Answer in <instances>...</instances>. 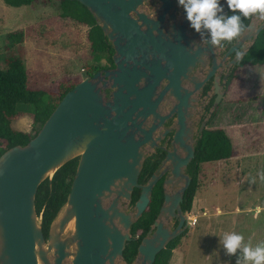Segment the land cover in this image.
I'll return each instance as SVG.
<instances>
[{
	"label": "water",
	"instance_id": "obj_1",
	"mask_svg": "<svg viewBox=\"0 0 264 264\" xmlns=\"http://www.w3.org/2000/svg\"><path fill=\"white\" fill-rule=\"evenodd\" d=\"M83 4L112 44L115 67L85 78L68 92L38 134L0 157V264H119L131 230L148 209L157 183L164 202L134 264L157 255L188 228L181 204L191 184L185 170L207 120L197 131L198 109L213 80L216 109L229 74L241 62L264 21L227 48H213L206 30L195 32L178 0H72ZM228 16L226 0H221ZM237 52V53H236ZM209 97V96H208ZM213 112L210 113V115ZM173 121L171 127L166 124ZM173 133L161 167L146 184L139 178L149 151ZM79 158L64 212L45 238L36 209L40 185ZM135 189L141 194L127 211ZM179 213L176 229L170 223ZM74 223V230L66 235Z\"/></svg>",
	"mask_w": 264,
	"mask_h": 264
},
{
	"label": "rangeland",
	"instance_id": "obj_2",
	"mask_svg": "<svg viewBox=\"0 0 264 264\" xmlns=\"http://www.w3.org/2000/svg\"><path fill=\"white\" fill-rule=\"evenodd\" d=\"M156 6L157 0H151L147 10L153 12ZM16 31L31 33L21 46L26 68L45 72L55 88L56 82L67 76L87 78L85 65L93 57L87 37L89 28L61 18L59 0H43L20 8L7 6L0 0L2 69L6 68L11 52L16 54L18 51V48L6 49L7 35ZM254 70L260 73H248V80L245 76L250 92L244 90L243 81L234 80L225 89L229 93L222 101L223 105L216 108L219 111L213 107L207 109L211 100H201L204 107L198 109L195 122L208 120L206 129L211 130L224 126L233 137L237 157L201 166L200 188L188 212L191 218L188 232L180 240L169 264H236L237 257L225 255L219 243L225 232L241 233L254 244L264 240V181L258 176L264 171V67ZM231 72L225 71V74ZM18 110L22 116L12 122L13 129L35 134L39 125H33L34 108L19 105ZM210 112L216 113L211 117ZM149 152V156L153 154ZM123 207L129 212L134 211L132 206ZM257 207L261 209L258 214ZM73 230L74 226L68 228L66 235Z\"/></svg>",
	"mask_w": 264,
	"mask_h": 264
},
{
	"label": "trees",
	"instance_id": "obj_3",
	"mask_svg": "<svg viewBox=\"0 0 264 264\" xmlns=\"http://www.w3.org/2000/svg\"><path fill=\"white\" fill-rule=\"evenodd\" d=\"M7 6L20 8L33 6L43 0H3ZM60 17L70 19L75 23L89 28L87 37L91 44L92 60L85 65L87 77H92L96 73L115 67L113 55L115 54L112 44L105 36L102 28L98 25L91 12L83 4L72 0H59ZM233 13L228 10V15ZM252 17L245 19V25L249 26ZM31 36L30 31H16L9 33L6 37V49L13 51L18 48L17 53L11 52V56L6 60V68H0V157L9 149L15 146H25L41 130L44 123L65 97L76 85L84 80L83 77L67 76L56 82L57 87L49 82V77L42 70L35 72L27 69L24 64L21 46L25 40ZM240 37V36H239ZM238 37V38H239ZM238 38L232 42H223L224 46L231 47ZM264 66V30L259 34L256 42L233 69L226 84V88L236 79L238 70L247 67ZM207 86L206 91L210 89ZM225 88V89H226ZM225 91L223 101L228 95ZM211 102V107L214 106ZM224 102H221V104ZM19 105H29L34 108L33 125H39L35 134L14 130L12 122L19 119L22 114L18 110ZM223 105V104H222ZM221 105V106H222ZM219 109H216V112ZM215 112V113H216ZM213 113L212 116L215 115ZM237 156V151L233 140L223 129H205L195 148V158L189 168L193 178L192 184L185 193L182 208L185 212L192 209L194 198L200 188L197 167L214 162L227 161ZM79 158H76L62 168H60L52 178L44 181L37 192L36 209L41 226L48 238L50 227L56 220L62 209L66 206L70 194L74 177L78 168ZM159 165V160L149 157L144 164V168L139 178L140 184H146L155 173ZM141 194L140 189H135L131 206L134 207ZM164 201L162 182L153 191L152 199L148 209L141 219L135 223L131 230L132 240L127 243L124 251L126 264H134L138 256V247L141 241L148 235L151 227L156 221ZM187 232L172 241L166 249L161 251L154 264H169L180 240Z\"/></svg>",
	"mask_w": 264,
	"mask_h": 264
},
{
	"label": "clouds",
	"instance_id": "obj_4",
	"mask_svg": "<svg viewBox=\"0 0 264 264\" xmlns=\"http://www.w3.org/2000/svg\"><path fill=\"white\" fill-rule=\"evenodd\" d=\"M232 15L225 16L221 0H178L185 13L190 27L197 33L206 30L210 36L209 43L213 48H222V42H232L247 31L244 20L253 16L264 20V0H226ZM264 181V171L258 173ZM255 182V178H253ZM256 208V213L260 212ZM225 255L236 256V264H264V240L253 243L241 233L225 232L219 241Z\"/></svg>",
	"mask_w": 264,
	"mask_h": 264
},
{
	"label": "flooded vegetation",
	"instance_id": "obj_5",
	"mask_svg": "<svg viewBox=\"0 0 264 264\" xmlns=\"http://www.w3.org/2000/svg\"><path fill=\"white\" fill-rule=\"evenodd\" d=\"M223 43V42H222ZM235 44V43H234ZM223 48H227L226 50H228L229 48L227 47V46H223ZM237 53V52H236ZM223 75H226L225 74V72H224V74ZM230 75V74H229ZM229 78V77H228ZM211 86L210 87V89L208 90V91H206V88H207V86ZM213 85H214V83H213V80L211 81V82H209L207 85H206V87H205V92H204V94H203V96H202V98L201 99H205V101L206 100H211L210 101V103L208 104V106H206L207 107V109L209 110L210 108H211V102L213 101V99H215V96L214 97H212V95H213V92H212V87H213ZM226 88V87H225ZM209 96V97H208ZM207 102V101H206ZM206 107H205V110H206ZM211 113V112H210ZM212 115H213V113L211 114V117H212ZM203 121L202 120H200V122H198L197 123V128H196V130L198 131L199 130V128H200V126H201V123H202ZM172 124H173V121H169L167 124H166V128H169V127H171L172 126ZM208 125H209V121L207 120V126H206V128L208 127ZM205 128V129H206ZM172 136H173V133H169L164 139H163V141L160 143V145H161V149H156L155 151H152L153 152V154H151L149 157H154V160H159V165H158V167H157V169L155 170V172L161 167V165H162V163H163V161L165 160V158H166V156H167V153L164 151V150H162V149H164V147H166V149L168 150L169 148H170V146H171V142H172ZM194 160V159H193ZM193 162V161H192ZM192 162L189 164V166H188V168L185 170V174L186 175H188L190 178H191V184H192V180H193V178H192V176H191V173H190V170H189V168H190V166H191V164H192ZM200 168H201V166L200 167H197V174L199 175V177H200V173H201V170H200ZM169 174H166L158 183H157V185L160 183V182H162V188H163V183H164V181H165V179H166V177L168 176ZM190 184V185H191ZM156 185V186H157ZM163 192H164V189H163ZM185 197V196H184ZM164 202V201H163ZM184 202V201H183ZM183 204V203H182ZM182 204H181V209H182V213L184 214V215H187V218H188V227H189V224H190V221H189V216H188V212H185L184 210H183V208H182ZM131 206V205H130ZM133 210H134V207H133ZM179 216V213L177 212V217H175L174 219H173V221L171 222V224H172V226H171V228L174 230V229H176L177 227H178V225H179V220H180V217H178ZM188 229V228H187ZM185 232H188V230H186ZM184 232V233H185ZM183 233V234H184ZM183 235H181L180 237H182ZM179 238V237H178ZM177 239V238H176ZM174 241V240H173Z\"/></svg>",
	"mask_w": 264,
	"mask_h": 264
},
{
	"label": "crops",
	"instance_id": "obj_6",
	"mask_svg": "<svg viewBox=\"0 0 264 264\" xmlns=\"http://www.w3.org/2000/svg\"><path fill=\"white\" fill-rule=\"evenodd\" d=\"M262 67H264V66H256V67H247V68H243V69H240V70H238V72L236 73V79H235V81H243L244 82V84H245V87H244V90H248L249 92H250V86H248V84H247V74L248 73H250V72H252V71H254V72H256L257 74H259L260 72H257V71H255L254 69H257V68H262ZM245 76H246V79L247 80H245ZM249 83V82H248ZM261 88H259V90H260ZM263 128V127H262ZM219 129H223V130H225L226 131V133L229 135V137L233 140V137L229 134V132L227 131V129L223 126V127H220ZM28 132H30V131H28ZM262 133H264V132H262ZM237 157V156H236Z\"/></svg>",
	"mask_w": 264,
	"mask_h": 264
},
{
	"label": "bare ground",
	"instance_id": "obj_7",
	"mask_svg": "<svg viewBox=\"0 0 264 264\" xmlns=\"http://www.w3.org/2000/svg\"><path fill=\"white\" fill-rule=\"evenodd\" d=\"M73 224H74V223H71V225H70V227H69V228L73 227Z\"/></svg>",
	"mask_w": 264,
	"mask_h": 264
},
{
	"label": "built area",
	"instance_id": "obj_8",
	"mask_svg": "<svg viewBox=\"0 0 264 264\" xmlns=\"http://www.w3.org/2000/svg\"><path fill=\"white\" fill-rule=\"evenodd\" d=\"M190 219H191V218H190ZM192 220H194V218H193ZM193 223L195 224V223H196V220H194Z\"/></svg>",
	"mask_w": 264,
	"mask_h": 264
}]
</instances>
